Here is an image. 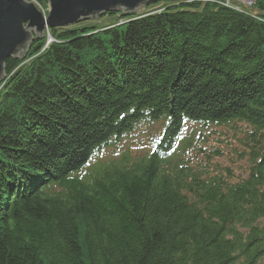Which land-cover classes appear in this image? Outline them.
<instances>
[{
    "label": "trees",
    "instance_id": "obj_1",
    "mask_svg": "<svg viewBox=\"0 0 264 264\" xmlns=\"http://www.w3.org/2000/svg\"><path fill=\"white\" fill-rule=\"evenodd\" d=\"M116 13L6 61L0 264H264V0Z\"/></svg>",
    "mask_w": 264,
    "mask_h": 264
},
{
    "label": "water",
    "instance_id": "obj_2",
    "mask_svg": "<svg viewBox=\"0 0 264 264\" xmlns=\"http://www.w3.org/2000/svg\"><path fill=\"white\" fill-rule=\"evenodd\" d=\"M45 16L28 0H0V82L6 78L8 58H24L35 37L48 29L93 20L109 12L136 13L158 0H47ZM2 79V80H1Z\"/></svg>",
    "mask_w": 264,
    "mask_h": 264
},
{
    "label": "rangeland",
    "instance_id": "obj_3",
    "mask_svg": "<svg viewBox=\"0 0 264 264\" xmlns=\"http://www.w3.org/2000/svg\"><path fill=\"white\" fill-rule=\"evenodd\" d=\"M28 1H30V2H33L37 7H38V10L40 11V12H42L45 16H47V14H48V12H49V5H48V1L47 0H43V2H41V1H35V0H28ZM232 1H234V0H232ZM239 4H240V6L241 7H244V6H246L244 3H242V2H239ZM147 7V6H146ZM146 7H144V8H146ZM155 8V9H154ZM246 8H248V7H246ZM161 9V7H160V5H157V6H153V7H151V8H149V10H151V12H157V11H159ZM143 10V9H142ZM116 15H114V12H113V14H111V12H109V13H105V14H103V15H101V16H97V17H95L93 20H91V19H88V20H83V21H80V22H78V23H75V24H73V25H68L66 28H68V27H74V26H84V27H106V26H108V25H110V24H113V23H116V22H118L119 20H120V16L119 15H117V13H115ZM58 28H60V27H58ZM50 31H51V29H48L47 31H46V35H45V41H46V45L48 44V42H51V41H55V38L52 36V34L50 33ZM44 47V46H43ZM45 48V47H44ZM26 55H27V58L28 59H23V61H22V66L20 67V69L21 68H23V67H25L27 64H28V62H29V64H33V61H32V59H33V57L34 56H30V54L28 53V50H27V52H26ZM32 61V62H31ZM28 67H29V65H28ZM2 80V79H1ZM9 82H10V78H8V76H7V78L6 79H4L3 78V81H1L0 82V97H1V95L4 93V90L3 89H6V87H7V85L9 84ZM24 94V93H23ZM22 94V95H23ZM21 95V96H22ZM13 125V124H12ZM4 135H5V133H3ZM2 134V135H3ZM12 137V136H11ZM7 142H4L3 144H6ZM5 146V145H4ZM247 162L246 161H238L236 164H235V172L237 173V175L239 176L241 173H242V168H244V167H246L247 166V164H246ZM244 174V173H243Z\"/></svg>",
    "mask_w": 264,
    "mask_h": 264
},
{
    "label": "bare ground",
    "instance_id": "obj_4",
    "mask_svg": "<svg viewBox=\"0 0 264 264\" xmlns=\"http://www.w3.org/2000/svg\"><path fill=\"white\" fill-rule=\"evenodd\" d=\"M35 1H36V0H35ZM57 28H58V27H57ZM3 90H4V92L9 93V91H7L6 89H3ZM37 97H39V96H37ZM39 98H40V97H39ZM9 103H10L9 101H8V102L6 101V103H4V104L6 105V104H9ZM138 121H141V123H144V121H146V120H145V118H140V119H138ZM4 126H8V124H7V125L4 124ZM163 132H164V131H163ZM163 132H162V133H163ZM163 136H164V135H162L161 137L158 138V139H159V142L157 141V138L155 139L156 142H155V145H154V146L158 147L159 145H163V144H164V142H161V141H166V140H163ZM176 140H178V139H176ZM176 140H175V141H176ZM170 141H171V140H170ZM160 142H161V143H160ZM156 149H157V148H156ZM156 149H155V150H156ZM240 231H241V230H240ZM243 231H244V230H242V233L245 234V237H247L249 232H243Z\"/></svg>",
    "mask_w": 264,
    "mask_h": 264
},
{
    "label": "built area",
    "instance_id": "obj_5",
    "mask_svg": "<svg viewBox=\"0 0 264 264\" xmlns=\"http://www.w3.org/2000/svg\"><path fill=\"white\" fill-rule=\"evenodd\" d=\"M223 1H225V4H227V5L232 3V0H223ZM237 1L238 2H242L245 5L250 6V5L254 4L255 0H237Z\"/></svg>",
    "mask_w": 264,
    "mask_h": 264
}]
</instances>
